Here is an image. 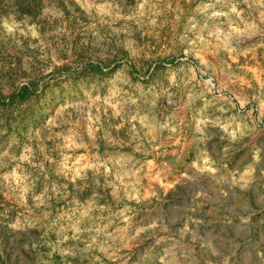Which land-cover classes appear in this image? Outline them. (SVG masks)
Wrapping results in <instances>:
<instances>
[{
	"label": "rangeland",
	"instance_id": "obj_1",
	"mask_svg": "<svg viewBox=\"0 0 264 264\" xmlns=\"http://www.w3.org/2000/svg\"><path fill=\"white\" fill-rule=\"evenodd\" d=\"M34 1L0 0V264H264V0Z\"/></svg>",
	"mask_w": 264,
	"mask_h": 264
},
{
	"label": "trees",
	"instance_id": "obj_2",
	"mask_svg": "<svg viewBox=\"0 0 264 264\" xmlns=\"http://www.w3.org/2000/svg\"><path fill=\"white\" fill-rule=\"evenodd\" d=\"M7 6L13 8L14 11L23 12V13H30L31 12V5L34 0H6ZM90 67L93 69L95 74L103 75L105 71L99 65L90 64ZM36 91L35 87L31 84H23L20 85L14 92H12L7 97V102H24L29 97H31L34 92ZM2 102L5 99L1 100Z\"/></svg>",
	"mask_w": 264,
	"mask_h": 264
}]
</instances>
